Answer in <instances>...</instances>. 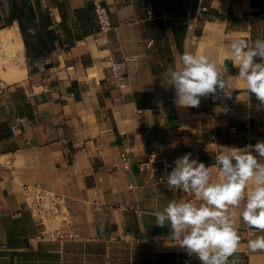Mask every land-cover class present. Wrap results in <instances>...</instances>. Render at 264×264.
Listing matches in <instances>:
<instances>
[{
    "label": "crops",
    "instance_id": "obj_1",
    "mask_svg": "<svg viewBox=\"0 0 264 264\" xmlns=\"http://www.w3.org/2000/svg\"><path fill=\"white\" fill-rule=\"evenodd\" d=\"M104 4L112 29L99 44L91 0H0V31L20 32L26 69L0 77V264H200L154 224L153 211L188 198L166 175L187 153L207 167L223 148L264 141V106L237 82L230 99L186 108L166 77L186 50L236 77L226 54L237 38L264 39V0ZM109 56L124 66L111 69ZM26 183L63 196L45 226L28 209ZM237 222L239 264H264V252L247 249L259 233ZM61 226L77 237H53Z\"/></svg>",
    "mask_w": 264,
    "mask_h": 264
},
{
    "label": "clouds",
    "instance_id": "obj_2",
    "mask_svg": "<svg viewBox=\"0 0 264 264\" xmlns=\"http://www.w3.org/2000/svg\"><path fill=\"white\" fill-rule=\"evenodd\" d=\"M179 59L180 65L166 72L178 106L199 107L201 97L210 95L230 99L238 89L234 82L255 94L264 106V39L231 42L226 59L238 68L236 77L228 76L227 67L221 68L216 59L204 54L186 50ZM173 163L166 175L167 185L188 198L172 199L151 215L154 224L170 228L169 239L174 245L200 264H239V219L259 233L247 241V249L264 252V141L242 149L223 148L215 155V164L207 167L191 159V153Z\"/></svg>",
    "mask_w": 264,
    "mask_h": 264
},
{
    "label": "built area",
    "instance_id": "obj_3",
    "mask_svg": "<svg viewBox=\"0 0 264 264\" xmlns=\"http://www.w3.org/2000/svg\"><path fill=\"white\" fill-rule=\"evenodd\" d=\"M96 16L98 29L95 35V41L99 44L109 42V33L112 29L111 13L109 8L104 4V0H91ZM208 11V7L200 5L198 8V18H203V14ZM108 66L117 70L124 66V61H116L113 56L107 59ZM22 190L26 197L28 209L36 219L38 224L45 226V220L48 216L56 215L64 208L63 196L55 191L46 189L39 184H23ZM61 222H66L63 218ZM55 238H74L76 234L68 233L63 226L55 228L53 231Z\"/></svg>",
    "mask_w": 264,
    "mask_h": 264
},
{
    "label": "bare ground",
    "instance_id": "obj_4",
    "mask_svg": "<svg viewBox=\"0 0 264 264\" xmlns=\"http://www.w3.org/2000/svg\"><path fill=\"white\" fill-rule=\"evenodd\" d=\"M19 33L12 28L0 31V77L8 82L19 80L26 74L23 59H20L24 54V43Z\"/></svg>",
    "mask_w": 264,
    "mask_h": 264
},
{
    "label": "trees",
    "instance_id": "obj_5",
    "mask_svg": "<svg viewBox=\"0 0 264 264\" xmlns=\"http://www.w3.org/2000/svg\"><path fill=\"white\" fill-rule=\"evenodd\" d=\"M21 31L23 33V36L25 38V43H26V47H27V53L29 55V47L31 46L30 43L27 41V37H26V34H25V27L23 25H21Z\"/></svg>",
    "mask_w": 264,
    "mask_h": 264
},
{
    "label": "rangeland",
    "instance_id": "obj_6",
    "mask_svg": "<svg viewBox=\"0 0 264 264\" xmlns=\"http://www.w3.org/2000/svg\"><path fill=\"white\" fill-rule=\"evenodd\" d=\"M2 43L0 42V47H1Z\"/></svg>",
    "mask_w": 264,
    "mask_h": 264
}]
</instances>
